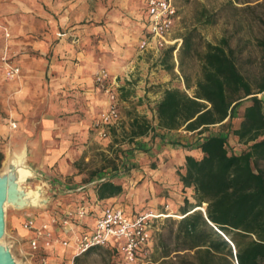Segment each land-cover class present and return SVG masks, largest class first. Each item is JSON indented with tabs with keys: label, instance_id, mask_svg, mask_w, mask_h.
Here are the masks:
<instances>
[{
	"label": "crops",
	"instance_id": "1",
	"mask_svg": "<svg viewBox=\"0 0 264 264\" xmlns=\"http://www.w3.org/2000/svg\"><path fill=\"white\" fill-rule=\"evenodd\" d=\"M7 1L0 0V56L7 46H11L18 54L13 62L20 67L21 75L11 81L0 77V140H6L8 147L2 152L3 162L6 165L9 157L25 153L24 165L30 175L24 183L36 182L35 189H42L43 194L48 195L44 213L35 216L37 222H47L58 214L57 211L61 212V221L52 229L51 236H68L74 240L77 235L90 231L101 207L96 203L91 184L100 178L113 182L118 178L97 176L91 183L83 184L80 182L83 176L74 166L84 151L99 140L92 126L109 106L107 95L95 84V74L107 70L116 80L121 116L119 125L124 124L126 129L138 117L157 124L156 108L165 90L170 88L171 77L159 63L155 43L145 52L139 50L145 34L147 0H97L94 6L85 0L82 17L69 15L68 27L62 32L54 24L51 31H46L42 21L39 23L42 25L36 23L34 28L30 27V20L36 19L35 14L40 10L37 1L34 3L35 12L26 1L15 7ZM88 18L96 23L79 27L72 24L73 20L88 21ZM5 29L10 31V39L5 38ZM175 29L176 26L169 38V48L181 39L175 36ZM92 33L101 36L100 44L89 42ZM13 123H16V129L11 128ZM119 125L112 129L114 134ZM151 137L136 141L143 142L146 149L158 147L150 141ZM169 152L166 151L171 154L168 161L162 160L158 168L148 170L152 183L145 186L152 189L154 197L157 190L164 188L172 189L170 195H177L183 185L175 166L179 165V171L184 172L186 156L199 157L195 149L178 148ZM80 188L83 190L78 192ZM112 200L117 201L116 197ZM77 202L92 207L93 214L83 223L67 216L74 211ZM139 202L136 204L141 206ZM133 205L127 207L141 213L156 211H141L135 203ZM19 222L15 214H11L10 236L13 239L26 237L30 241L34 233L20 228ZM52 252L49 251V255ZM65 253L67 257L65 249L61 256Z\"/></svg>",
	"mask_w": 264,
	"mask_h": 264
},
{
	"label": "trees",
	"instance_id": "2",
	"mask_svg": "<svg viewBox=\"0 0 264 264\" xmlns=\"http://www.w3.org/2000/svg\"><path fill=\"white\" fill-rule=\"evenodd\" d=\"M196 38L195 33L184 36L178 50L181 65L193 56L200 59L201 76L194 95L166 89L156 108L157 124L138 117L128 133L131 141L151 134L153 141L164 140L180 130L198 135L194 144H171L199 153L197 158L186 156L185 170L179 173L184 188H193L196 204L186 199L182 219H165L176 229L167 238L170 243L166 238L159 243L162 257L175 254L180 264H264V99L260 97L264 71L254 85L240 71L226 42L206 43L201 51ZM262 47L264 52V43ZM172 57L171 48L161 61L170 71L173 67L166 62ZM231 137L246 147L240 154L231 153ZM3 159L0 150V167ZM113 169L117 173L116 165ZM96 177L93 173L83 184ZM122 193L123 186L111 180L96 188L99 200ZM96 249L104 248H90L76 258V264H84L83 258ZM107 252L117 260L115 251Z\"/></svg>",
	"mask_w": 264,
	"mask_h": 264
},
{
	"label": "rangeland",
	"instance_id": "3",
	"mask_svg": "<svg viewBox=\"0 0 264 264\" xmlns=\"http://www.w3.org/2000/svg\"><path fill=\"white\" fill-rule=\"evenodd\" d=\"M24 1L28 3V7L33 8L32 12L36 11L34 4L36 1L40 9L37 12L38 14H35L37 18L30 20V27L34 28L36 23L40 26L42 24L39 23L42 21L46 31L49 29L51 31L52 24L61 32L67 29L66 23L69 21L67 17L75 14L76 16L74 17L81 18V13H84L85 6V0H9L7 2L12 7H15V5H19L20 2ZM86 1L87 3H93L94 6V2L97 0ZM175 3L179 9L175 36H180L182 39L189 33H195L197 36L196 43H199V50L201 51H203L206 43L223 45L226 42L225 46L229 52L233 53L240 71L255 85L264 71V52L262 47V43H264V0H175ZM73 22L72 24L77 27L96 23L90 19L88 21L87 19H81ZM7 34H9V37ZM5 38H11L8 29H5ZM100 40L101 36L98 33H92L89 42L93 45H98L101 42ZM7 49L12 59L18 58L17 52L11 46H7L2 54ZM178 56L179 54L177 53V60L173 55L166 62V65L173 67L171 71L164 68V64L160 63V65L165 73L171 77L170 88L180 89L193 96L196 91V82L201 76L200 59L197 56H193V58L187 59L181 65ZM187 81L190 83V88H187L185 83ZM260 97L264 99V94L260 95ZM238 122L239 120L236 121L237 124ZM93 133L99 140L93 142L90 149L85 150L82 157L74 164L77 173L83 176L81 183L90 179L93 173L97 174L98 177L105 175L116 176L118 178L114 183L123 186V193L116 197V202L124 206H134L133 204L135 203L139 210L143 211L144 209H154L156 210L153 211L154 213H169L171 219L177 221L183 218L181 209L185 207L186 199L190 204H196L193 188H184L183 186L176 192L177 195H170L169 191L172 192L170 188L159 189L154 197L152 189L149 190L145 186L147 183H152L149 180L151 176L148 170L158 168L162 164V160L164 162L168 161L171 154H167V150L173 153L174 149H178V147L171 144L177 142H191L194 144L198 138L196 133L192 134L180 130L175 132V134L169 133L165 142L160 138H156L155 141L151 139L150 141L158 146L156 148L153 147L154 149L152 147L150 149L143 148V142L141 141L129 140V127L126 129L124 124L119 125L116 134L111 130L107 139L101 138L94 130ZM7 148V141L1 139L0 150L5 152ZM245 148V146L238 143L236 138L231 137V153L240 154ZM114 165L118 169L117 173L113 169ZM4 167L5 161H2L0 173L3 172ZM175 168L179 178V173H181L179 170L181 168L179 165H176ZM171 184L172 186H178L175 183ZM37 185L35 182L24 183L23 186H29L33 191H37L35 189ZM42 198L46 200L48 195L42 192ZM137 201H140L141 206L136 204ZM45 207V204H41L38 207L19 210L9 205L6 206V233L3 238V244L10 247L17 264H43L41 261L43 257H46L51 264H68L75 254L73 246L52 250V255L44 254L43 252L33 253L26 237L20 238L17 236L13 239L10 236L9 218L11 214L14 213L19 219V227L25 229L24 223L27 216H40V214L44 213ZM57 213L61 214L58 211ZM175 229L176 226L173 227L164 218H160L154 230L153 253L140 264H172L171 261H174L173 263L175 264H180L174 258L175 254H172L169 258H163L164 251L159 246L163 238L164 240L166 238L170 243L167 238H169L171 231ZM64 249L67 252V257L66 253L61 256ZM104 249L94 250L90 255L83 258V263L118 264L117 260L107 252L108 249Z\"/></svg>",
	"mask_w": 264,
	"mask_h": 264
},
{
	"label": "built area",
	"instance_id": "4",
	"mask_svg": "<svg viewBox=\"0 0 264 264\" xmlns=\"http://www.w3.org/2000/svg\"><path fill=\"white\" fill-rule=\"evenodd\" d=\"M178 19L179 9L175 0H147L145 34L139 45V50L145 52L152 48L153 43H155V52L158 54L159 63L163 60L165 51L171 48L177 60L182 39L169 48V38ZM7 36L9 37V34ZM20 75L21 69L13 62L7 49L0 56V77L11 81L19 78ZM95 84L102 93L107 95L109 106L96 120L93 128L101 138L107 139L110 131L121 122L118 85L107 70H101L95 74ZM11 127L16 129V123L11 124ZM107 180V178H100L91 184L95 193L96 188ZM82 190L83 188L77 189L78 192ZM96 203L101 207L95 215L90 231L81 236L77 235L74 240L68 236L66 238H53L51 236L52 229L58 226L62 214H54L50 220L42 223H38L35 216L28 215L24 228L34 233V237L29 241L31 251L49 254V251L69 248L75 244V254L68 264H76V258L92 247H102L115 251L118 264H140L149 258L150 254L153 253V237L157 221L160 218L166 219L171 215L165 212L154 213L153 211L138 213L112 199L99 200L97 195ZM92 214V207L89 204L77 202L74 211L67 216H73L78 223H83ZM67 221L69 222V220H65V222ZM41 261L43 264H51L46 257H43Z\"/></svg>",
	"mask_w": 264,
	"mask_h": 264
},
{
	"label": "water",
	"instance_id": "5",
	"mask_svg": "<svg viewBox=\"0 0 264 264\" xmlns=\"http://www.w3.org/2000/svg\"><path fill=\"white\" fill-rule=\"evenodd\" d=\"M15 172L16 168H12L11 172L7 174L0 173V264H17L10 247L3 244L6 233V206L11 205L15 209L19 208V210L33 207L32 204L26 205L24 199L26 191L21 190ZM23 188L26 189L25 186ZM37 192L42 196L41 190H37ZM197 210L204 211L203 208Z\"/></svg>",
	"mask_w": 264,
	"mask_h": 264
},
{
	"label": "bare ground",
	"instance_id": "6",
	"mask_svg": "<svg viewBox=\"0 0 264 264\" xmlns=\"http://www.w3.org/2000/svg\"><path fill=\"white\" fill-rule=\"evenodd\" d=\"M24 162H25V153H21L9 157L4 167L3 173L7 174L11 172L12 168H16L15 177L17 179V182L21 190L26 191V197L24 198L26 205L29 206L32 204L33 207H36L42 202H46V200H44L42 196H40L39 192L23 188V183L30 175V170L24 165L25 164Z\"/></svg>",
	"mask_w": 264,
	"mask_h": 264
}]
</instances>
